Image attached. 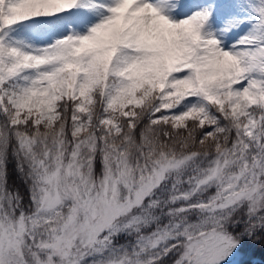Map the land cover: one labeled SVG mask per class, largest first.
<instances>
[{
    "label": "rangeland",
    "instance_id": "rangeland-1",
    "mask_svg": "<svg viewBox=\"0 0 264 264\" xmlns=\"http://www.w3.org/2000/svg\"><path fill=\"white\" fill-rule=\"evenodd\" d=\"M95 84L105 107L129 116L148 84L154 120L189 118L209 140L133 142L113 114L86 113ZM1 88L0 120L32 169L34 209L17 214L0 152V264H236L225 221L259 264L264 0H0ZM66 94L81 97L69 138L52 129ZM208 99L236 107L235 131ZM168 211L176 217L162 222Z\"/></svg>",
    "mask_w": 264,
    "mask_h": 264
},
{
    "label": "trees",
    "instance_id": "trees-1",
    "mask_svg": "<svg viewBox=\"0 0 264 264\" xmlns=\"http://www.w3.org/2000/svg\"><path fill=\"white\" fill-rule=\"evenodd\" d=\"M156 91L153 88H150L146 85L140 86L138 89V94L142 97V103L140 105H134L132 107L133 115H127L122 109H115L112 111L114 116L121 119L123 123V132H127L126 135L130 136V139L133 142H137L140 139L149 140L150 143L157 147L162 148H173L179 142H190L193 145L200 143L206 144L209 136V133H206L205 128L198 126L194 127L188 118V126H173L172 121L167 119L154 120V111L153 108L156 105ZM78 98L72 97L71 95L64 96L63 98L57 100V109L59 114L55 120L52 129L60 132L69 137L72 134L71 125H72V116L75 113L76 104L75 102ZM209 107L217 115L216 120H221L222 125L225 126L229 133L236 130L234 125V116L236 114V107L230 106L226 100L217 102L214 100H209ZM87 110L91 119H97L102 117L106 113H109L111 110L105 107L101 95L99 86H94L92 89L91 99L87 102ZM2 114L0 113V117ZM7 127L4 125V121L0 120V147L3 149V164H4V186L6 189L15 192L20 198L21 202H25L26 197V173L19 169L17 161V151L13 149L17 144L10 140L9 143L5 142L7 137ZM3 135V136H2ZM122 134H120L121 136ZM119 136H117L118 138ZM130 144V143H129ZM133 147L135 148L134 143ZM6 148V149H5ZM207 149V148H202ZM100 160L98 154L95 157V164H99ZM138 208V206H134ZM241 212V207H237L233 210V215ZM165 215L161 217L162 222L166 218H173L174 211L164 212ZM176 217V216H175ZM154 224V223H153ZM223 227L226 229L227 233L233 237L235 236L232 225L227 223L223 224ZM263 230V229H261ZM259 230V232H261ZM256 233V235L259 234ZM263 232V231H262ZM260 233L257 239V242L253 243L252 254L260 255L264 257V235ZM239 238V239H238ZM239 245L241 247L242 240L238 237ZM243 256L245 257V250H241ZM172 258V257H171ZM246 258V257H245ZM249 261V259H248ZM244 259L242 262H248Z\"/></svg>",
    "mask_w": 264,
    "mask_h": 264
},
{
    "label": "bare ground",
    "instance_id": "bare-ground-1",
    "mask_svg": "<svg viewBox=\"0 0 264 264\" xmlns=\"http://www.w3.org/2000/svg\"><path fill=\"white\" fill-rule=\"evenodd\" d=\"M136 1H139V0H136Z\"/></svg>",
    "mask_w": 264,
    "mask_h": 264
}]
</instances>
